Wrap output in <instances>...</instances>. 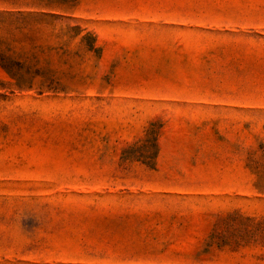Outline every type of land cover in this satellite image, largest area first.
<instances>
[{
	"label": "rangeland",
	"instance_id": "obj_1",
	"mask_svg": "<svg viewBox=\"0 0 264 264\" xmlns=\"http://www.w3.org/2000/svg\"><path fill=\"white\" fill-rule=\"evenodd\" d=\"M0 264H264V0H0Z\"/></svg>",
	"mask_w": 264,
	"mask_h": 264
}]
</instances>
